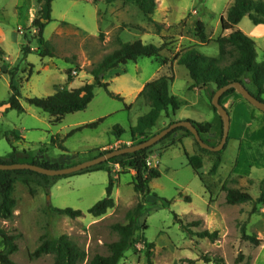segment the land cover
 Here are the masks:
<instances>
[{"label":"rangeland","instance_id":"obj_1","mask_svg":"<svg viewBox=\"0 0 264 264\" xmlns=\"http://www.w3.org/2000/svg\"><path fill=\"white\" fill-rule=\"evenodd\" d=\"M232 5L233 0H156L152 19L161 26L158 32L133 0H56L52 7L53 21L44 31V39L54 54L51 58L40 56L43 47L32 25L39 14L40 0H0V102L9 100L11 74H14V83L25 109V113H18L7 105L0 107V155L12 151L9 144L12 142L17 147L20 161L45 156L42 160L57 162L66 168L97 157L102 151L138 144L140 139L117 142L112 132L115 126H121L128 130L122 140L131 139L130 127L150 109L137 91L162 76L174 77L170 95L184 105L174 116L170 112L163 114L149 138L171 121L180 122L177 120L189 115L192 119L214 124L216 139L204 138L208 144L217 146L221 141V120L211 105L216 86L211 85L207 90L208 97L206 91L193 88L188 70L180 66L175 57L196 49L206 57L217 58L218 40L231 33L222 30L221 19L227 16ZM199 21L205 25L209 39L206 44H202L196 34ZM237 29L254 40L257 62L264 61V25L256 26L246 16ZM119 40L123 43L140 40L158 47L167 43L166 49L157 57L140 58L105 73L109 92L120 95L124 101L97 87L88 108L67 115L58 126L51 124L49 115L26 102L27 98H44L57 90H73L93 83L92 70L119 48ZM24 46L32 50L27 56L22 52ZM233 60V55L228 53L224 64ZM244 81L255 93L250 78ZM237 100L250 106L255 113L245 111ZM223 106L230 114V131L224 163L216 176L209 175L215 161L213 154L202 152L195 142L192 147L189 142H175L172 138L151 150L148 164L158 168L162 175L151 183V192L146 196L136 193L133 188L134 171L112 167L115 207L98 218L89 214V210L106 197L109 174L105 171L62 178L49 191L36 182L30 186L17 182L14 216L6 221L0 219L1 227L19 235L18 250L11 256L12 260L16 264H54L52 255L38 259L31 255L44 237L63 235L86 251L87 259L83 264H88L97 254L108 256L109 245L119 239L113 227L127 225L128 213L144 204L145 211L137 219L140 229L119 264H148V252L152 254V264H189L187 259L194 260L195 264H205V255L212 260L207 264H216V257L223 258L224 264H264V205H258L257 212H253V206L248 204L229 205L223 192L229 172L254 178L248 180L245 177L244 181L242 176L236 177L235 187L252 191V194L258 191V188L253 189L254 180L264 181V113L237 92L225 98ZM100 119L103 122L97 128L84 129L67 137L74 129L73 123H94ZM54 136L57 142L62 141L61 145L68 153L52 144ZM103 145L105 149H101ZM91 151L98 154H90ZM189 158L202 175L203 182L190 165ZM187 197L190 202L186 201ZM53 208L80 210L84 215L71 219L55 213ZM175 215L184 225L203 220L200 227H191V230L194 233L219 231V240L212 243L197 236L189 237L175 220ZM242 227L248 235L259 240L258 246L242 240ZM144 237L152 244L151 249L145 246ZM4 248L0 237V251ZM241 255L243 259L239 260Z\"/></svg>","mask_w":264,"mask_h":264},{"label":"trees","instance_id":"obj_2","mask_svg":"<svg viewBox=\"0 0 264 264\" xmlns=\"http://www.w3.org/2000/svg\"><path fill=\"white\" fill-rule=\"evenodd\" d=\"M54 1L56 0H40L41 6L39 14L32 23L33 27L36 28L38 32L37 37L39 38L40 44L43 47V50L40 53L41 57H54L49 43L44 39V31L47 25L53 21L52 7ZM133 1L138 6L139 10L144 14V16L148 18L150 22L154 23L158 29V32H160V24L153 21L152 19V16L156 10V0ZM246 16L250 18L254 25H264V0H233V5L229 9L227 16L221 19L222 30L230 31L231 33L218 40L219 56L217 58L206 57L199 53L196 49H189L182 54H177L175 59L180 66H184L188 70L190 78L193 82V88L209 90L211 85H215L217 91L228 84L236 82L243 84L247 88L244 79L250 78L252 85L256 89V92L254 93L248 88L247 90L255 98L264 102V61L261 63L257 62V52L254 40L244 34L241 30L237 29L238 25ZM196 34L202 44H206L209 41L206 35L205 25L201 21L197 23ZM166 47L167 43H164L162 46L158 47L153 44H145L140 40L132 43H123L119 40V48L105 56L104 59L92 70L91 75L94 77L93 83H86L83 86L73 90H57L53 95L44 98H27L26 102L29 105L41 110L43 113L49 115L51 118V124L53 126H58L63 122L67 115L85 111L90 103L94 100L95 89L97 87L104 88L109 92V84L106 83L104 79H101V77H104L106 72L115 69L120 65L128 64L129 62H137L140 58L157 57L163 50L166 49ZM228 49L230 50L228 51ZM31 51L32 50L29 46H24L22 49V52L25 56L30 54ZM228 53L233 55L234 60L229 64H224L225 56ZM11 75L12 80L10 88L12 89V94L7 102H0V107L7 105L9 109L16 110L18 113H25V109L21 103V93L14 83V74ZM173 82V76H162L148 82L144 86L140 93V97L146 99L147 103L150 105V111L146 115L140 117L138 119L137 125L131 128L130 134L133 140L140 139V143H143L150 139L151 137L149 138V136L156 127L162 115L169 112L175 114L181 108V106L184 105V103L180 102L178 98L170 95V86ZM235 93L236 91L234 89L229 90L221 98V104L223 105V100L225 98ZM109 94L115 99L124 101V98L120 95H116L111 92H109ZM212 109L216 114H218L216 108L213 105ZM219 118L221 120L222 139L223 122L220 116ZM102 122L103 119H100L97 122L79 127L71 131L67 137H71L75 133L83 131L84 129L97 128ZM191 122L196 125L202 139L208 144L204 137L210 136L212 134L213 125L211 123ZM173 123L175 122L171 121L168 126ZM166 128H163L162 130ZM179 131L186 132L188 135L194 138V136L185 128H178L166 136L157 145L162 142L170 141ZM125 133L126 131L121 126H115L112 132V134L117 139H119ZM61 143L62 141L57 142V137H52V144L59 146L63 153H68L66 148L63 147ZM195 143L202 152L213 154L215 156V161L213 162V165L209 171V175L216 176L223 163V155L226 147L222 152L212 153L208 150L202 149L196 140ZM9 144L11 146L12 152L6 157L0 156V164L11 165L17 163H28L50 169L65 168V166L62 164L57 162L49 163L42 160L41 158H33L30 161H20L17 158V148L14 147L12 142H9ZM155 146L133 154L115 157L106 163L89 168L83 172L64 177H48L28 170L0 171V219L6 221L13 218L17 205L16 199L14 197L15 185L19 181L23 182L27 186H30L32 182H36L39 187L49 191L56 184V182L62 178H69L99 171H105L109 174V185L106 190V197L96 203L89 210V214L96 218L104 216L110 209L115 207V201L113 199V191L115 187L112 168L113 166H118L124 171L131 170L135 172V175L132 178V184L136 193L146 196L151 192V183L154 180L159 179L162 175L158 168H152L148 164L151 150ZM109 152L110 151H102L100 154H98V152L95 151L91 152L90 154L97 153V157H99ZM189 160L190 165L193 167L196 174L203 182L202 175L198 172L197 167L193 164L191 158H189ZM226 199L229 205H236L247 201H252L254 203L253 212H255L258 205L264 202V181L261 183L260 196L257 199H254L249 193L234 189H230L228 191ZM186 201L190 202L191 199L187 197ZM53 211L59 215L67 216L71 219H78L84 215L82 211L73 210L70 208H53ZM144 211V204H139L134 210L128 213L127 217L129 223L127 225H115L113 229L118 233L119 239L109 245V255L101 256L97 254L88 262V264H119L124 258L125 253L132 247L134 243V237L137 231L140 229L137 225V219ZM175 220L180 223L181 228L188 234L189 237L197 236L200 239H208L212 243H215L220 238L219 231L211 232L209 230H203L194 233L191 230V227H200L204 223L203 220L194 221L189 225H184L182 220H180L177 215H175ZM241 233L242 240L250 243L253 246L259 245V240L255 236L248 235L245 227H242ZM0 237L3 240V245L5 247L3 251H0V263L16 264L12 260L11 256L18 250L16 241L19 238V235L9 233L0 226ZM143 240L145 242V246L151 249L152 244L147 242V238L144 237ZM47 255H52L54 257V264H83L87 259L86 251L73 242L67 235H63L59 238L44 237L39 247L32 253L31 257L33 259H38ZM151 256V252H148V264H152ZM242 259L243 255L240 256L239 260ZM203 260L205 264L212 261L206 255L203 256ZM214 260L216 264H224L225 262L223 258L218 257L214 258ZM187 261H189V264H195L194 260L187 259Z\"/></svg>","mask_w":264,"mask_h":264},{"label":"water","instance_id":"obj_3","mask_svg":"<svg viewBox=\"0 0 264 264\" xmlns=\"http://www.w3.org/2000/svg\"><path fill=\"white\" fill-rule=\"evenodd\" d=\"M101 79H104V77H101ZM231 89H234L249 104H251L253 107H255L256 109L264 113V102L255 98L243 84L236 82V83L228 84L218 89L212 98V105L216 108L223 122V136H222L221 142L217 146H211L205 143L196 125H194L191 121L185 120V121L175 122L171 124L166 129L152 136L150 139H148L147 141L143 143L133 145V146H128V147L117 149V150H113L105 155L81 162L79 164H76L70 167H66L62 169H50V168H45V167L34 165V164L17 163V164H11V165L0 164V171L28 170V171H33V172H36L38 174L48 176V177L70 176V175L83 172L97 165L106 163L115 157H119V156L126 155V154H133V153L151 148L157 145L166 136H168L170 133H172L178 128H185L189 133H191L194 136L196 142L199 144V146L202 149L208 150L212 153L222 152L225 149L226 144L228 143V139H229L230 114L227 111V109L221 104V98Z\"/></svg>","mask_w":264,"mask_h":264},{"label":"crops","instance_id":"obj_4","mask_svg":"<svg viewBox=\"0 0 264 264\" xmlns=\"http://www.w3.org/2000/svg\"><path fill=\"white\" fill-rule=\"evenodd\" d=\"M146 85V84H145ZM145 85H142L139 89H138V96L140 97V93H141V91L143 90V88H144V86ZM201 91H206V97H208L207 96V90H201ZM198 93H200V92H198ZM238 101V103L240 104L239 106H242V108L245 110V111H247L248 113H255V112H253V110H252V108L250 107V106H247L246 104H244V103H242V102H240V100H237ZM242 101V100H241ZM147 107H149L150 108V105L147 103ZM149 111H150V109H149ZM176 114V113H175ZM175 114H173V116L175 115ZM161 119V118H160ZM138 120V119H137ZM182 120H188V121H194V122H197V123H210V122H208V121H205V120H202V119H198V120H196V119H192V117H190L189 115H186V116H183L181 119H179V120H177V121H182ZM159 122V121H158ZM173 122H176V121H173ZM137 123V122H136ZM87 124H90V123H81V122H76V123H73L72 125H71V127H73L74 129L73 130H75V129H77V128H79V127H82V126H84V125H87ZM158 124V123H157ZM170 124V123H169ZM213 126H214V124L213 123H211ZM217 124H218V119H217ZM137 124H135L134 126H132V127H135ZM132 127H130V129H129V132H130V130H131V128ZM156 127H157V125H156ZM216 127H217V129H218V125H216ZM124 129V128H123ZM126 132L128 131V130H126V129H124ZM213 130H214V127H213V129H212V134L209 136L210 138H212V139H216V134L217 133H215V132H213ZM59 135V134H58ZM58 135H56V136H58ZM124 135V134H123ZM122 135V136H123ZM131 135V134H130ZM56 136H54V137H56ZM60 136V135H59ZM122 136L119 138V139H117L116 138V140L115 141H117V142H131V140H132V137H131V139L130 140H128V141H124V140H122ZM174 139H175V142H189L191 145H192V147H193V142H195V140H194V138L193 137H191L190 135H188L186 132H183V131H179L178 133H176L175 135H174V137H173ZM207 138V137H206ZM14 145V144H13ZM14 147H16L15 145H14ZM17 148V147H16ZM101 149H105V147H104V145L101 147ZM12 152V151H11ZM10 152V153H11ZM92 152V151H91ZM9 153V154H10ZM8 154V155H9ZM1 156V155H0ZM5 156H7V155H4V156H2V157H5ZM40 158L41 159H45V156H40ZM223 163H224V160H223ZM222 163V164H223ZM222 166V165H221ZM221 168V167H220ZM220 170V169H219ZM88 174V173H87ZM240 174H234L233 172H229L228 173V178L226 179V183L224 184V186H223V192H224V197H225V199L227 198V193H228V191L230 190V189H234V190H238V191H241V192H245V193H249L254 199H257V198H255L256 196H258V195H260V187H261V181L262 180H259V181H257L256 179L254 180V188L253 189H255V188H258V191H257V193L256 194H252V191H249V190H244V189H242V188H239V187H235V185L237 184V180H236V177H238ZM242 176V179L241 180H244L245 179V177H246V179H248V180H253L254 178H251V177H249V176H245V175H241ZM241 176H239V177H241ZM244 181H246V180H244ZM252 189V190H253ZM226 201H227V199H226ZM251 205V206H253V208H254V203L252 202V201H247V202H244V203H240V204H236V205H234V206H241V205ZM263 205H264V202L262 203V204H260V206L261 207H263ZM257 212V211H256Z\"/></svg>","mask_w":264,"mask_h":264}]
</instances>
